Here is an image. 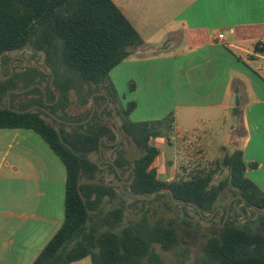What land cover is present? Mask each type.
I'll list each match as a JSON object with an SVG mask.
<instances>
[{"label": "trees", "instance_id": "1", "mask_svg": "<svg viewBox=\"0 0 264 264\" xmlns=\"http://www.w3.org/2000/svg\"><path fill=\"white\" fill-rule=\"evenodd\" d=\"M238 39L247 37V29L234 31ZM199 42H201L198 33ZM145 41L114 0H0V129L32 130L43 138L66 168L65 219L62 227L45 246L34 264H72L86 257L92 264H166L155 249L174 251L180 240L175 227L160 218L153 224L143 216L135 224L124 225L126 208L118 199H133L122 187L101 183L98 176L105 166L121 181L117 168L130 172L129 193L147 195L157 193L153 200L134 198L136 202H155L163 197L170 199L173 207H185L192 203L201 215L213 214L220 205L224 193L231 191L241 196L246 207L259 212L253 229L222 221L217 223L218 232L209 236L204 244L205 264H264V192L247 176V164L243 151L236 149L226 153L215 162V168L194 171L185 178L171 182L163 181L155 169V161L161 154L155 140L172 132L175 121L173 113L157 121L135 122L131 113L136 103L121 104L120 96L111 80L110 73L120 63L131 57ZM31 49L43 55V66L53 72L46 74L29 65L22 71H15L10 78L11 68L7 54ZM256 54H264V43H255ZM48 81L47 86L44 83ZM36 86L28 92L33 95L17 109L27 110L42 106L61 119L81 122L92 113L93 107L82 119L69 118L65 114L70 105L71 93L75 92L82 106L93 101L110 102L116 115L108 107L102 115L115 118L110 122H96L101 116L96 112L85 125L72 126L55 120L42 109L16 112L8 106V92ZM131 90L135 84L130 83ZM237 106L233 110L240 115V105L245 100L242 84L235 82ZM46 91V92H45ZM36 92H40L37 96ZM50 92L52 99H46ZM100 93H105L102 95ZM18 94H11V102ZM65 114V115H64ZM133 143L141 155L130 160L123 149L124 142L109 145L120 138ZM100 146L117 149L113 163H106L100 156ZM98 155V162L93 155ZM220 175L221 178H217ZM168 190L170 193H159ZM174 200L172 199V194ZM176 201L186 202L176 204ZM227 207L224 209L226 210ZM236 215L241 216L237 209ZM248 214L246 216V219ZM224 224V226H222ZM179 254V253H178Z\"/></svg>", "mask_w": 264, "mask_h": 264}, {"label": "crops", "instance_id": "2", "mask_svg": "<svg viewBox=\"0 0 264 264\" xmlns=\"http://www.w3.org/2000/svg\"><path fill=\"white\" fill-rule=\"evenodd\" d=\"M114 2L145 41L110 73L121 104L136 103L131 120L173 113L176 136L196 137L212 152L242 150L256 164L247 176L264 192V54L254 51L264 43V0ZM241 28L244 40L234 34ZM220 32L230 46L218 41ZM236 81L245 94L240 115L233 111ZM66 177L37 133L0 129V264H34L63 225Z\"/></svg>", "mask_w": 264, "mask_h": 264}, {"label": "rangeland", "instance_id": "3", "mask_svg": "<svg viewBox=\"0 0 264 264\" xmlns=\"http://www.w3.org/2000/svg\"><path fill=\"white\" fill-rule=\"evenodd\" d=\"M7 60L9 65L4 67V71L7 72L12 67L13 74L15 71H22L28 66V63L43 66V55L37 54L31 49L11 52L7 54ZM48 81L44 83V89L47 86ZM36 86L30 88L26 92L18 93L19 96L15 97L11 102V106L18 108L19 105L25 102L33 95H28V92L34 89ZM25 90V89H23ZM46 92V91H45ZM39 96L40 92H36ZM49 101L52 99L50 92L46 93V99ZM71 102L66 109L65 114L69 118L82 119L86 117L91 108L93 107V101L87 106H82L80 99L75 92L71 93ZM111 107L112 114L116 115L115 107L110 102L104 101L95 102V116L96 112L101 110L100 118H95L96 122L104 121L110 122L109 125L114 128L111 123L112 120H108L110 116L102 115V113ZM64 114V115H65ZM47 120L57 126L53 117H47ZM114 122V121H113ZM115 145L120 142H124L122 146L125 150V155L128 159L133 160L141 155L140 150L128 140L118 139L115 141ZM157 146L161 149V155L157 158L154 166L159 174V178L166 182H171L176 178H185L189 176L191 172L206 170L210 171L215 168V162L222 159L225 151L218 150L216 152L203 149L202 144L195 138L178 137L174 133L167 132L163 138L155 140ZM206 150V151H205ZM101 155L106 163L113 162V159L117 156V149H101ZM93 160L98 162V155L94 154ZM130 172H124L121 181L117 180L114 173L105 166H102V171L98 176V181L101 183L112 184L116 188L122 187L127 193L129 189H125V186H129ZM217 178H221L217 175ZM168 194V193H166ZM133 199H120L117 198L118 203L126 208L124 225L138 223L143 216L148 218V223L151 225L154 221L163 218L167 223L176 228L178 237L180 240L179 246L174 251L166 252L160 246H155L156 252L166 260V264H205L206 255L204 252V244L209 236L218 232L217 223H220L225 214H221L220 208H225L230 205V212L227 221L234 223H241L247 225L248 228L253 229L256 223L252 220L258 218L257 213L250 220H246V217L238 216L235 213V209H238L239 196H235L231 191L224 193L220 200V205L213 214H198L197 209L192 205L185 207H173L170 204V199L166 196L162 199L149 203V202H136ZM149 199V201L153 200ZM179 253V254H178Z\"/></svg>", "mask_w": 264, "mask_h": 264}, {"label": "water", "instance_id": "4", "mask_svg": "<svg viewBox=\"0 0 264 264\" xmlns=\"http://www.w3.org/2000/svg\"><path fill=\"white\" fill-rule=\"evenodd\" d=\"M28 65H29L30 67H33V68H39V69L43 70L46 74H51V75H52V80H51L50 85L53 86V82H54V79H55V76H54L53 72L47 71V70L45 69V67H44V66H41V65H36V64H32V63H28ZM0 74H2V66H1V64H0ZM12 74H13V69H12V67H11V74H10L9 76H6L5 78H10ZM32 87H34V86H31V87H29V88H27V89H25V90H16V91H15V90H11V91H9V92H8V98H7L9 108H12V106H11V94H18V93L26 92V91H28V90H29L30 88H32ZM100 94H102V95H106L105 93H100ZM94 97H95V95H93V97H92V99H93V110H92V113L90 114V116H89L86 120L81 121V122H72V121L63 120V119H61L58 115H54V114L50 113L49 111H47V110H46L44 107H42V106H34V107H32V108H30V109H27V110H19V109H17V108H13V110L16 111V112L24 113V112L34 111V110H36V109H42V110H45L46 112H48V113H49V114H50L55 120H57L58 122H61V123L67 124V125H72V126H79V125H85V124L89 123V122L91 121V119L93 118V115H94V113H95V101H94ZM98 114H99V115L101 114V110L98 111ZM105 119H108V120H112V121H114V122L116 123L117 127H118V123H117V120H116L115 118L108 117V118H105ZM118 128H119V127H118ZM122 137H123V135H122V133L120 132V139H122ZM114 143H116V142L110 143L109 145H112V144H114ZM101 149H102V146H100V156H101V158H102V155H101ZM110 163L114 164L113 162H110ZM117 171H118L119 175L122 177V175H121V171L119 170V168H117ZM133 179H134V178H132V180L130 181V184L132 183ZM125 192H126V191H125ZM126 193H127V192H126ZM159 193H170V191H168V190H161ZM128 194L131 195V196H133V197H136V198H144V199H147V200L152 199V198H154V197L157 195V193H155V194H153V196L149 197V196H147V195H136V194H132V193H128ZM171 194H172V199L174 200L173 193H171ZM239 198H241V196H239ZM175 203H176V204H185L186 202H180V201H176V200H175ZM188 204H189V205H192V206L195 207V205L192 204V203H188ZM245 206H246V202L243 201V202L238 206V209H237V210L239 211V213L241 214V216H242L243 218H245V217L247 216V214H248V217H247L246 220H250V219L252 218V216H253V212H259V211L255 210V209H252L251 207H246V212L241 211V208H243V207H245ZM220 211H221V214H222V215H223V214H226L225 219H224V224H225V223L227 222V218H228V216H229L230 205L227 206L226 210L223 209V208H220ZM199 212L201 213V215L203 214L201 210H199ZM260 213L264 214V212H260ZM240 223H243V222L240 221ZM224 224H223L222 226H224Z\"/></svg>", "mask_w": 264, "mask_h": 264}, {"label": "built area", "instance_id": "5", "mask_svg": "<svg viewBox=\"0 0 264 264\" xmlns=\"http://www.w3.org/2000/svg\"><path fill=\"white\" fill-rule=\"evenodd\" d=\"M226 34L225 32H220L217 36V39L219 42H221L222 44H225L227 46H230V44L227 42V39H226Z\"/></svg>", "mask_w": 264, "mask_h": 264}]
</instances>
